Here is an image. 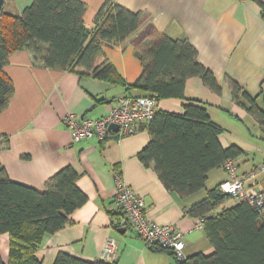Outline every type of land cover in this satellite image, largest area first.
<instances>
[{
    "label": "crops",
    "instance_id": "crops-1",
    "mask_svg": "<svg viewBox=\"0 0 264 264\" xmlns=\"http://www.w3.org/2000/svg\"><path fill=\"white\" fill-rule=\"evenodd\" d=\"M80 1L86 5L84 26L91 28L106 0ZM114 3L144 15L136 33L122 43L102 46L101 55L95 60V66L111 65L125 86L92 75L37 67L25 50L11 54L3 67L14 87L8 106L0 112V135L8 138L6 145L0 140V167L7 178L42 192L51 177L71 168L77 175L76 187L87 198L69 216L64 228L43 238L37 252L42 264H52L60 253L87 262L98 261L108 239L116 244V264H176L169 252L146 245L131 227L123 233L112 227L117 213L115 176L143 199L151 223L172 225L182 233L186 258L198 253L213 254L204 224L198 227L202 217L191 214L190 209L205 198L207 191L226 180L223 168L218 170L224 177L215 186L205 185L195 194L180 197L162 185L153 163L144 165L138 159L139 152L150 141L145 128L110 141L91 138L73 143L63 124L67 114L100 119L108 114L117 98L143 96L136 89L127 91L126 86L133 85L142 72L139 53L158 37L187 41L195 49L200 65L211 73L216 87L211 88L199 77L189 78L182 97L157 100L156 111L180 115L187 101H195L222 130L218 136L221 147L235 145L242 150L240 156L232 159L238 163L240 173L260 165L256 153L264 161V129L250 111L252 100L264 112V0ZM21 7L23 10L26 6ZM244 128L247 133H241L242 137L233 134ZM263 179L264 176L259 177L260 181ZM230 203L235 202L230 200L224 205ZM0 257L6 264V234L0 235Z\"/></svg>",
    "mask_w": 264,
    "mask_h": 264
},
{
    "label": "trees",
    "instance_id": "trees-1",
    "mask_svg": "<svg viewBox=\"0 0 264 264\" xmlns=\"http://www.w3.org/2000/svg\"><path fill=\"white\" fill-rule=\"evenodd\" d=\"M85 11L86 5L80 0H33L20 16L1 11L0 112L14 93L3 67L11 54L22 50L29 53L37 67L92 75L125 86L111 65L95 66V60L101 55L102 46L122 43L136 33L144 15L122 8L114 0H106L94 26L86 28ZM138 57L142 72L133 85L126 86L127 91L136 89L157 101L181 98L185 81L192 77L201 78L213 89L216 87L211 73L200 65L195 49L185 40L158 37ZM250 105V111L264 129V112L252 100ZM145 129L150 141L139 152L138 159L144 165L153 163L162 185L180 197L202 190L210 171L222 168L227 159L242 154L235 145L221 147L218 136L222 130L195 101H187L180 115L156 111ZM0 140L5 145L8 143L6 136L0 135ZM76 180V173L65 168L39 192L10 181L0 167V235L8 236L6 264H42L37 252L43 238L64 228L69 216L86 203L87 198L76 187ZM218 186L207 191L205 198L190 209L191 214L202 217L213 254L198 253L183 262L175 261L176 264H264V213L234 200L235 203L225 206L232 199L222 194ZM0 264H4L1 257ZM52 264L116 262H87L60 253Z\"/></svg>",
    "mask_w": 264,
    "mask_h": 264
},
{
    "label": "built area",
    "instance_id": "built-area-1",
    "mask_svg": "<svg viewBox=\"0 0 264 264\" xmlns=\"http://www.w3.org/2000/svg\"><path fill=\"white\" fill-rule=\"evenodd\" d=\"M155 106V99L149 96L123 95L115 100L108 114L100 119L67 114L63 118V124L73 143L91 138L110 141L133 135L149 125L156 113ZM111 125H116L118 131L111 129ZM222 168L227 178L219 183V191L234 201L245 203L258 213H264V179L259 180V177L264 176V161L246 173H240L238 163L232 159H227ZM114 187L117 216L112 227H131L146 245L169 252L176 262L186 260L182 233L172 225L151 223L146 215L143 199L118 176H115ZM202 225L203 219H200L198 227L201 228ZM115 252V242L108 239L100 260L112 262Z\"/></svg>",
    "mask_w": 264,
    "mask_h": 264
},
{
    "label": "rangeland",
    "instance_id": "rangeland-1",
    "mask_svg": "<svg viewBox=\"0 0 264 264\" xmlns=\"http://www.w3.org/2000/svg\"><path fill=\"white\" fill-rule=\"evenodd\" d=\"M32 0H18V1H15L13 2V0H7L4 4H3V7H2V12L4 13H8V14H12V15H16V16H20L21 15V6L25 5V6H29L31 4ZM246 128L244 129H241V132L240 131H233V134L234 135H237V136H241L242 137V134L241 133H247V131L245 130ZM251 130H254L253 128H251ZM244 137H249L248 135H244ZM247 139V138H246ZM254 142H257L254 140ZM261 143V142H259ZM262 144V143H261ZM264 147V144L262 145ZM260 153H256V159L257 161L256 162H259V164H261V160H260ZM261 162V163H260ZM225 174V173H224ZM224 174L221 170H213L209 173L208 175V180L206 181V187L207 188H211L213 186H215L217 184V182L222 178L224 177ZM229 204V203H228ZM227 204V205H228ZM231 204V203H230ZM8 237V236H7Z\"/></svg>",
    "mask_w": 264,
    "mask_h": 264
},
{
    "label": "water",
    "instance_id": "water-1",
    "mask_svg": "<svg viewBox=\"0 0 264 264\" xmlns=\"http://www.w3.org/2000/svg\"><path fill=\"white\" fill-rule=\"evenodd\" d=\"M4 2H5V0H0V13L2 11V7H3ZM110 128L113 129L115 132L118 131V127L116 125H111ZM119 232L123 233L124 229H120Z\"/></svg>",
    "mask_w": 264,
    "mask_h": 264
}]
</instances>
